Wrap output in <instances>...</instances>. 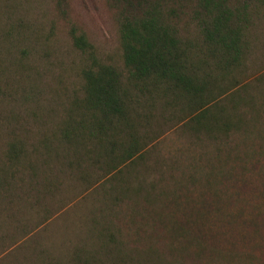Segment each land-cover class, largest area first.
Listing matches in <instances>:
<instances>
[{"label": "rangeland", "instance_id": "1", "mask_svg": "<svg viewBox=\"0 0 264 264\" xmlns=\"http://www.w3.org/2000/svg\"><path fill=\"white\" fill-rule=\"evenodd\" d=\"M153 1L0 0V264H264V0H161L199 94L129 73Z\"/></svg>", "mask_w": 264, "mask_h": 264}, {"label": "trees", "instance_id": "2", "mask_svg": "<svg viewBox=\"0 0 264 264\" xmlns=\"http://www.w3.org/2000/svg\"><path fill=\"white\" fill-rule=\"evenodd\" d=\"M208 4L217 9L221 25H228L234 17L224 0H209ZM162 10L161 0H154L141 19L129 16L124 20L127 31L123 37L124 60L129 73L139 78L172 81L179 90L189 94L202 93L204 84L198 78L195 53L189 45L179 44ZM109 75L105 76L102 69L85 75L89 81L87 91L101 116L123 113L120 95L112 87L115 79L110 82Z\"/></svg>", "mask_w": 264, "mask_h": 264}]
</instances>
